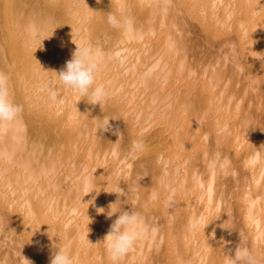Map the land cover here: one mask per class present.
<instances>
[{
	"label": "bare ground",
	"instance_id": "6f19581e",
	"mask_svg": "<svg viewBox=\"0 0 264 264\" xmlns=\"http://www.w3.org/2000/svg\"><path fill=\"white\" fill-rule=\"evenodd\" d=\"M82 42L114 93L102 105L56 79ZM0 70L23 109L0 127V264H50L65 243L113 264L120 208L145 231L119 264H230L237 247L264 264V0H0Z\"/></svg>",
	"mask_w": 264,
	"mask_h": 264
},
{
	"label": "clouds",
	"instance_id": "9594fccd",
	"mask_svg": "<svg viewBox=\"0 0 264 264\" xmlns=\"http://www.w3.org/2000/svg\"><path fill=\"white\" fill-rule=\"evenodd\" d=\"M107 22L113 28L122 26H130L131 20L121 19L116 14L109 13ZM26 35L32 41H38L39 47L42 48V38L40 29L35 24L26 27ZM258 58L260 54L256 55ZM101 70V54L94 48L91 42H82L77 45L76 50L72 54V58L66 61L65 67L56 73V79L63 88L74 90L81 98H88L91 104L105 103L113 96L108 88L103 84H98L97 75ZM153 70L149 69L145 73V78L150 77ZM41 91L48 92L51 99H58L60 95V87L55 81L49 79L40 87ZM22 106L15 102L10 76L5 71L0 70V127L11 125L19 121ZM109 127V119L98 124L97 130H106ZM147 145L143 139L134 140L131 146V152L134 156L146 151ZM160 161L164 160L161 156ZM90 192V191H89ZM87 192V193H89ZM86 193V194H87ZM155 199V196H154ZM170 206L174 203V192L170 193L166 201ZM103 212L104 209H98ZM119 213L115 221L110 225L104 241L107 243V252L113 264L119 262L134 250L137 241L144 234V221L140 213L135 210H110L107 216L110 218L114 214ZM210 221L199 219L193 221V227L204 228ZM58 250L54 251L50 264H77V258L71 253L70 243H65ZM230 264H258V259L253 255L247 247H237L234 256L229 257ZM29 261V260H27ZM29 264H32L29 261Z\"/></svg>",
	"mask_w": 264,
	"mask_h": 264
}]
</instances>
